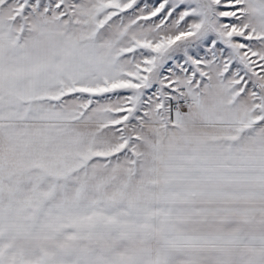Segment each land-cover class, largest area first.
<instances>
[{
    "label": "snow or ice",
    "instance_id": "obj_1",
    "mask_svg": "<svg viewBox=\"0 0 264 264\" xmlns=\"http://www.w3.org/2000/svg\"><path fill=\"white\" fill-rule=\"evenodd\" d=\"M0 264H264V0H0Z\"/></svg>",
    "mask_w": 264,
    "mask_h": 264
}]
</instances>
